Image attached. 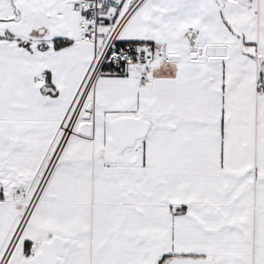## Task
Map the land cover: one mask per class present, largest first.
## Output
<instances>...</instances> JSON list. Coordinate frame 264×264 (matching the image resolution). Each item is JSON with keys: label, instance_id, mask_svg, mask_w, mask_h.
<instances>
[{"label": "crops", "instance_id": "0c3cea01", "mask_svg": "<svg viewBox=\"0 0 264 264\" xmlns=\"http://www.w3.org/2000/svg\"><path fill=\"white\" fill-rule=\"evenodd\" d=\"M70 1L0 0V264L54 241V264H264V0L126 3L120 40L170 59L98 78L38 195L15 198L103 44L81 41Z\"/></svg>", "mask_w": 264, "mask_h": 264}, {"label": "built area", "instance_id": "2783aa9c", "mask_svg": "<svg viewBox=\"0 0 264 264\" xmlns=\"http://www.w3.org/2000/svg\"><path fill=\"white\" fill-rule=\"evenodd\" d=\"M128 0H72L71 10L80 17L79 31L82 42L95 44L103 41L87 70L77 95L59 125V138L53 151L47 173L56 163L68 139L85 111V103L96 80L101 76H127L130 72L147 73L154 66L170 59L167 45L143 42H122L119 38L126 15L122 13ZM256 0H246L252 6ZM107 28L100 36L99 29ZM259 93L261 91L259 90Z\"/></svg>", "mask_w": 264, "mask_h": 264}, {"label": "water", "instance_id": "95a60500", "mask_svg": "<svg viewBox=\"0 0 264 264\" xmlns=\"http://www.w3.org/2000/svg\"><path fill=\"white\" fill-rule=\"evenodd\" d=\"M225 54L226 48L224 47L207 49V55L211 57H223ZM87 111H91V105H88ZM58 245L59 242L54 241L53 243L44 246L41 253L37 254L33 259L25 262L24 264H54L58 251ZM169 264H212V262L204 259H176L169 262Z\"/></svg>", "mask_w": 264, "mask_h": 264}, {"label": "rangeland", "instance_id": "374dc122", "mask_svg": "<svg viewBox=\"0 0 264 264\" xmlns=\"http://www.w3.org/2000/svg\"><path fill=\"white\" fill-rule=\"evenodd\" d=\"M130 2H133V0H128L127 1V5L130 3ZM32 19H33V17H32ZM32 24H33V22L32 21H30ZM45 24V27H48V25H47V22H45L44 23ZM23 41H24V39H23ZM72 109L73 108H71V109H69L70 111H72ZM51 159H52V157H51ZM51 159L49 160V162H47L46 164H45V166H44V171H43V173H42V176L41 177H37V178H35V190H33V191H31L30 193H27V192H25V193H23V192H17V193H15L14 194V196H15V198H17V199H23V197H27V196H29L30 198H31V200H33L35 197H36V195H38V191H40L41 189H40V187H41V185L43 184V181H44V175H45V172L47 171V169H48V167H49V165H50V162H51ZM40 189V190H39Z\"/></svg>", "mask_w": 264, "mask_h": 264}, {"label": "trees", "instance_id": "16d2710c", "mask_svg": "<svg viewBox=\"0 0 264 264\" xmlns=\"http://www.w3.org/2000/svg\"><path fill=\"white\" fill-rule=\"evenodd\" d=\"M72 42L66 41V40H55L54 41V50L58 51L64 48H67L71 46ZM160 263H163V260H161Z\"/></svg>", "mask_w": 264, "mask_h": 264}, {"label": "bare ground", "instance_id": "6f19581e", "mask_svg": "<svg viewBox=\"0 0 264 264\" xmlns=\"http://www.w3.org/2000/svg\"><path fill=\"white\" fill-rule=\"evenodd\" d=\"M130 9H131V6H130ZM130 9L127 10L128 13H129ZM96 43H97V41H96ZM96 43H95V44H96ZM102 43H103V41H102ZM101 47H102V46H101ZM101 47H100V48H101ZM115 76H116V75H115ZM99 78H100V77H99ZM69 139H70V138H69ZM69 139H68V141H69ZM68 141H67V142H68ZM55 147H56V144H55ZM55 147H54V148H55Z\"/></svg>", "mask_w": 264, "mask_h": 264}]
</instances>
